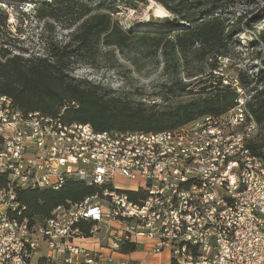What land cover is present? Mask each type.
<instances>
[{
	"label": "built area",
	"instance_id": "2783aa9c",
	"mask_svg": "<svg viewBox=\"0 0 264 264\" xmlns=\"http://www.w3.org/2000/svg\"><path fill=\"white\" fill-rule=\"evenodd\" d=\"M223 81L238 93L230 110L157 132H98L61 116L25 114L0 94V264L112 260L75 242L85 238L84 221L110 248L146 239L152 253L169 252L170 264H264V157L249 146L260 126L239 78ZM69 178L106 186L42 223L19 218L18 190L59 189ZM128 190L145 196L136 201ZM112 222L125 229L115 232Z\"/></svg>",
	"mask_w": 264,
	"mask_h": 264
},
{
	"label": "trees",
	"instance_id": "16d2710c",
	"mask_svg": "<svg viewBox=\"0 0 264 264\" xmlns=\"http://www.w3.org/2000/svg\"><path fill=\"white\" fill-rule=\"evenodd\" d=\"M35 2L33 17L46 31L68 30L65 41L45 38L44 55L13 53L0 45V94L12 98L23 113L40 111L68 122L88 123L98 132H157L178 128L200 116H221L236 102L235 87L225 84L215 71L220 57L232 53L236 31L228 6L232 0H155L176 19L168 29L124 27L115 16L120 2L137 8L147 0H13ZM228 3V4H227ZM183 22V23H182ZM6 24V18L0 22ZM264 43V35L257 36ZM136 49L162 62L168 75L160 88L162 102L133 99L124 92L71 75L75 63L94 65L102 49ZM258 72L240 70L238 78L251 99L248 106L259 123L249 142L264 157V60ZM189 95L179 102L172 96ZM0 181L2 177L0 175ZM106 185L69 178L59 189L30 188L17 191L24 207L20 219L42 223L63 205L84 200ZM134 200L145 192L128 190ZM93 222L79 224L84 236L92 235ZM139 243L122 242L120 250L133 252Z\"/></svg>",
	"mask_w": 264,
	"mask_h": 264
},
{
	"label": "rangeland",
	"instance_id": "374dc122",
	"mask_svg": "<svg viewBox=\"0 0 264 264\" xmlns=\"http://www.w3.org/2000/svg\"><path fill=\"white\" fill-rule=\"evenodd\" d=\"M156 4L162 5L155 0ZM154 2H139L137 8L126 6L122 1L116 17L126 28L133 29H168L174 24V16L166 7L168 15L159 16L155 13ZM228 4V3H227ZM228 6L231 22L235 23L236 31L232 43V53L222 56L227 60L221 65L218 74L229 80L239 77V71L249 74L258 72L261 67V57L264 60V43L257 37L264 35V0H232ZM35 2L0 0V22L6 18V24L0 28V45L13 53H23L25 56L44 55L48 42L45 38L57 41L67 39L68 30L54 27L49 31L43 23L33 17ZM183 23V22H182ZM162 62L156 58H148L134 49L119 50L115 48L102 49L94 65L75 63L70 73L76 78H85L92 82L113 88L130 95L133 99L146 102H162L160 86L167 82L168 75L162 69ZM189 95L172 96L169 102L184 101ZM119 185L127 186L125 181ZM125 229L118 224L116 232Z\"/></svg>",
	"mask_w": 264,
	"mask_h": 264
},
{
	"label": "crops",
	"instance_id": "0c3cea01",
	"mask_svg": "<svg viewBox=\"0 0 264 264\" xmlns=\"http://www.w3.org/2000/svg\"><path fill=\"white\" fill-rule=\"evenodd\" d=\"M123 225L118 222H112L115 231L117 225ZM116 232V231H115ZM75 242L79 245L85 246L89 249L101 250L104 253L112 256V260H106L98 264H123L124 260H132L133 264H170V254L168 251H164L161 254H154L151 252V243L142 239L139 243V248L133 252H123L121 250H114L110 248L109 238L100 234L99 236H89L85 238H77ZM47 248L43 247L42 254L47 253Z\"/></svg>",
	"mask_w": 264,
	"mask_h": 264
},
{
	"label": "bare ground",
	"instance_id": "6f19581e",
	"mask_svg": "<svg viewBox=\"0 0 264 264\" xmlns=\"http://www.w3.org/2000/svg\"><path fill=\"white\" fill-rule=\"evenodd\" d=\"M151 2H154L153 0H151ZM155 3V2H154ZM155 9V13L157 14V15H159V16H166V15H168V12H167V10L162 6V5H159V4H154V6H153Z\"/></svg>",
	"mask_w": 264,
	"mask_h": 264
}]
</instances>
